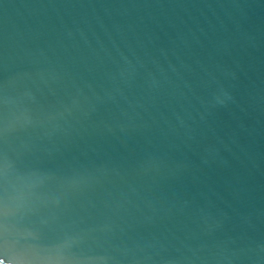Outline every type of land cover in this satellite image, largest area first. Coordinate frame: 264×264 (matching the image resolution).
I'll return each instance as SVG.
<instances>
[{
	"label": "water",
	"instance_id": "95a60500",
	"mask_svg": "<svg viewBox=\"0 0 264 264\" xmlns=\"http://www.w3.org/2000/svg\"><path fill=\"white\" fill-rule=\"evenodd\" d=\"M0 95L2 264H264V0H0Z\"/></svg>",
	"mask_w": 264,
	"mask_h": 264
},
{
	"label": "snow or ice",
	"instance_id": "6c2138e0",
	"mask_svg": "<svg viewBox=\"0 0 264 264\" xmlns=\"http://www.w3.org/2000/svg\"><path fill=\"white\" fill-rule=\"evenodd\" d=\"M3 96L0 95V108H2ZM8 150V136L6 126L4 124L2 115H0V231H6V222L9 216L10 210L14 207L17 211L24 207L22 199L16 197L14 200L10 198L9 194V177L6 163V154ZM25 151H29L28 145L24 147ZM156 166V162L151 158H143L135 161V169L140 173H145L152 170ZM35 183L36 181H31ZM44 228L39 232L31 233L26 237L20 238V243L28 246L30 251H42L47 250L50 252V234L57 225V216L54 210L51 211L48 217L43 221ZM108 225L104 227V231H107ZM68 241H65L64 245L55 248V254L58 257V264H66L63 258V248L66 247ZM2 264V262H0Z\"/></svg>",
	"mask_w": 264,
	"mask_h": 264
}]
</instances>
